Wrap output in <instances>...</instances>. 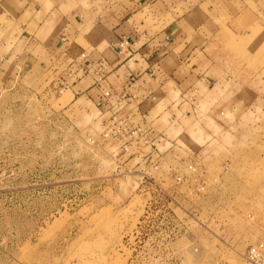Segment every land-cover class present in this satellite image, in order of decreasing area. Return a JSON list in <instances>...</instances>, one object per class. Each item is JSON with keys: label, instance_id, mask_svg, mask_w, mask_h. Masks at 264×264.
Returning a JSON list of instances; mask_svg holds the SVG:
<instances>
[{"label": "rangeland", "instance_id": "obj_1", "mask_svg": "<svg viewBox=\"0 0 264 264\" xmlns=\"http://www.w3.org/2000/svg\"><path fill=\"white\" fill-rule=\"evenodd\" d=\"M17 33L0 32V264H264V97L125 115L18 72Z\"/></svg>", "mask_w": 264, "mask_h": 264}, {"label": "crops", "instance_id": "obj_2", "mask_svg": "<svg viewBox=\"0 0 264 264\" xmlns=\"http://www.w3.org/2000/svg\"><path fill=\"white\" fill-rule=\"evenodd\" d=\"M7 23L19 33L14 68L53 80L64 35L69 57L106 63L105 87L125 115L193 91L264 97V0H0V32ZM120 38L130 44L122 55ZM74 88L102 100L91 75Z\"/></svg>", "mask_w": 264, "mask_h": 264}, {"label": "built area", "instance_id": "obj_3", "mask_svg": "<svg viewBox=\"0 0 264 264\" xmlns=\"http://www.w3.org/2000/svg\"><path fill=\"white\" fill-rule=\"evenodd\" d=\"M60 41L63 45L62 57L64 58V61L62 65L59 66V69L57 68L55 71V82L60 81V85L66 90L72 89L74 84L80 82L88 75H92L93 81L96 85L105 82V77L108 74V67L103 60L89 61L87 55H80L78 58L73 59L69 57L65 51L67 40L64 35L61 36ZM117 45L118 53L120 55L126 54L130 51L129 41L124 38H120L117 41ZM133 79L134 78L131 77L128 83H133ZM101 99L103 101H108L109 99L112 100V94L108 90L103 89L101 91ZM243 260L244 264H261L260 248L250 247L246 251Z\"/></svg>", "mask_w": 264, "mask_h": 264}]
</instances>
